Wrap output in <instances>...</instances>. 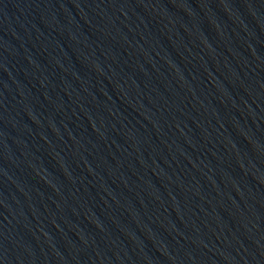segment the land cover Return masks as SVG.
Wrapping results in <instances>:
<instances>
[{
	"label": "water",
	"instance_id": "95a60500",
	"mask_svg": "<svg viewBox=\"0 0 264 264\" xmlns=\"http://www.w3.org/2000/svg\"><path fill=\"white\" fill-rule=\"evenodd\" d=\"M159 264H264V0H128Z\"/></svg>",
	"mask_w": 264,
	"mask_h": 264
}]
</instances>
